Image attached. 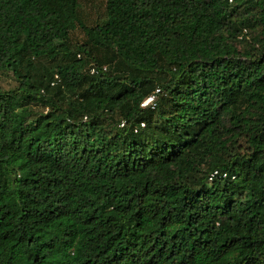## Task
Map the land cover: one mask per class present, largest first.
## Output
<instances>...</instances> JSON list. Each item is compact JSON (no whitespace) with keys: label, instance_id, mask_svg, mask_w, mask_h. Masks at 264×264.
<instances>
[{"label":"trees","instance_id":"1","mask_svg":"<svg viewBox=\"0 0 264 264\" xmlns=\"http://www.w3.org/2000/svg\"><path fill=\"white\" fill-rule=\"evenodd\" d=\"M95 1L0 0V264H264V0Z\"/></svg>","mask_w":264,"mask_h":264},{"label":"rangeland","instance_id":"2","mask_svg":"<svg viewBox=\"0 0 264 264\" xmlns=\"http://www.w3.org/2000/svg\"><path fill=\"white\" fill-rule=\"evenodd\" d=\"M101 1L98 0L97 2L95 1V4H99ZM100 7L102 8V5L100 4ZM86 10L89 13L90 16L95 17V13H94V7L92 5L91 7V3L89 2V5L86 6ZM245 32V30H243V33ZM240 47H243L244 44L240 43L239 44ZM94 53L97 55L99 62H104L103 58H102V50L100 48H96L94 49ZM2 84L4 87H13V85L15 84L14 81L11 79L10 75H2Z\"/></svg>","mask_w":264,"mask_h":264},{"label":"built area","instance_id":"3","mask_svg":"<svg viewBox=\"0 0 264 264\" xmlns=\"http://www.w3.org/2000/svg\"><path fill=\"white\" fill-rule=\"evenodd\" d=\"M103 68L105 69L106 67L104 66ZM91 71L93 72L94 70L92 69ZM159 92H160L159 89L156 88L151 94H149L147 97H145L141 101L140 106H142V107H148V106L153 107L155 105V100H156ZM141 125H143V123ZM216 173H217V170L213 171L211 173V176L216 174ZM223 175H226V174L223 173ZM211 176L209 177V179L212 178Z\"/></svg>","mask_w":264,"mask_h":264}]
</instances>
